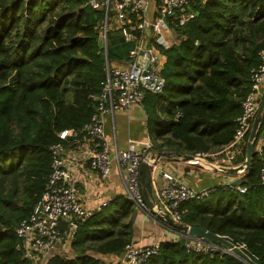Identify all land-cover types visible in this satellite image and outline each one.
<instances>
[{
	"label": "trees",
	"instance_id": "16d2710c",
	"mask_svg": "<svg viewBox=\"0 0 264 264\" xmlns=\"http://www.w3.org/2000/svg\"><path fill=\"white\" fill-rule=\"evenodd\" d=\"M192 9L194 18L174 26L176 43L161 48L163 91L147 92L143 106L158 150L211 154L232 141L250 71L261 62L264 0H195ZM104 19L90 0H0V264H34L17 248L14 229L45 190L51 146H73V137L60 133L81 130L95 110L107 64L128 59L132 42L114 25L103 46ZM245 146L233 165L244 161ZM263 167L264 144L241 182L215 185L208 196L186 202L183 223L232 238L264 264ZM138 210L129 197L95 210L68 237L71 254L47 263L111 264L133 242ZM182 242L161 241L143 264H246L219 249L187 251Z\"/></svg>",
	"mask_w": 264,
	"mask_h": 264
},
{
	"label": "built area",
	"instance_id": "2783aa9c",
	"mask_svg": "<svg viewBox=\"0 0 264 264\" xmlns=\"http://www.w3.org/2000/svg\"><path fill=\"white\" fill-rule=\"evenodd\" d=\"M156 1V16L149 21L146 0H105L103 3L90 0L93 7H99L100 4L107 6L100 34L103 46L107 43V30L114 25L126 41L132 42V47L128 52L127 61L107 64L105 78L99 93L94 97L95 110L89 121L79 131L66 129L60 133L61 138L73 137V147L86 152L79 163L86 173L94 171L99 177L105 178L111 170L112 162L116 161L123 168L128 197L146 212L139 186V167L142 161H152L150 154L137 151L132 146L112 151L105 135L104 121L109 113L141 105L147 92L163 91L165 80L160 70L165 55L161 48L166 49L171 45L168 34L173 32L174 26H182L196 15V11L192 9L195 0ZM260 58L258 67L250 71V90L241 101V113L235 120L236 128L232 141L222 150L211 154H195L186 162L201 166H204L203 162L217 166H234L232 162L246 143L252 120L264 96L263 93L262 97H259L264 85V50L261 51ZM263 144L264 123L255 151L260 152ZM51 152V172L45 190L29 215L14 229L20 241L17 248L34 264H43L53 256L55 246L64 237H71L78 226L93 214V211L85 208L80 201L75 182L68 178L62 146L53 144ZM208 157H213V161H209ZM161 175L165 182L154 192L158 205L153 213L162 220L163 215L168 214L183 223V205L191 199L204 198L214 190V186L195 189L180 176L167 171L161 172ZM260 178L264 183V167L260 171ZM237 189L240 192L245 191L243 187L237 186ZM108 202L109 199L103 200L99 209ZM61 221L66 224L65 228L60 226ZM180 234L185 237L182 244L187 251L206 255L214 249H219L228 253L224 246L220 248L210 240ZM159 247L160 241L147 244L132 242L126 246L123 257H119L116 263L143 264L149 257L158 254Z\"/></svg>",
	"mask_w": 264,
	"mask_h": 264
},
{
	"label": "crops",
	"instance_id": "0c3cea01",
	"mask_svg": "<svg viewBox=\"0 0 264 264\" xmlns=\"http://www.w3.org/2000/svg\"><path fill=\"white\" fill-rule=\"evenodd\" d=\"M100 3L105 0H98ZM146 11L149 21L156 16L157 1L146 0ZM169 42L173 44L176 39V32L168 34ZM264 93V85L259 97ZM148 114L141 105H134L127 110H119L109 113L105 117L104 130L112 151L126 149L132 146L137 151H145L151 157H156V171L158 176L154 179V192L158 189L165 180L161 172L167 171L183 178L190 186L195 189H200L218 184H229L237 175L227 173H217L212 170L202 169L197 165H192L185 160L177 157L176 153L168 150H158L155 143L159 142L155 135L147 126ZM155 136V138L153 137ZM149 145V146H148ZM159 152H169L172 155L163 154L159 156ZM86 152L77 150L68 144L62 146V155L65 158L64 167L68 178L73 180L78 189V197L85 208L93 212L99 209L100 203L109 199V203L119 201L122 198L128 197L127 188L124 181V171L120 165L113 161L111 170L105 178H101L94 171L86 173L79 163L83 160ZM159 156V157H158ZM153 160V159H151ZM107 204V205H108ZM66 224L61 221L60 226ZM66 227V226H65ZM133 242L149 243L151 241H165L168 239H179L183 241L185 237L169 224L162 222L155 213L147 210H138L133 218ZM68 238L64 237L59 242L53 251V255L68 256L71 254V249L68 244ZM116 260H112L111 264H117ZM43 264H48L45 261Z\"/></svg>",
	"mask_w": 264,
	"mask_h": 264
},
{
	"label": "water",
	"instance_id": "95a60500",
	"mask_svg": "<svg viewBox=\"0 0 264 264\" xmlns=\"http://www.w3.org/2000/svg\"><path fill=\"white\" fill-rule=\"evenodd\" d=\"M100 10H103L105 14L107 13V6H104L103 4H100L98 7ZM166 19L164 18V21ZM106 47V46H105ZM264 123V96L262 97L257 113L254 116L248 136L246 139V146H245V157L244 161L238 165L234 166H218L213 169L201 165H197L202 169H207V170H212L217 173H227L231 175H239L235 179H233L230 184H237L243 180V174L241 173H246L249 170L252 157L255 153V140H256V135L257 131L259 128L263 126ZM150 131H155L154 129H151ZM156 135V132H155ZM163 154H168L172 155V153L169 152H159V156ZM177 157H179L182 160H189L193 156L190 154L186 153H176L174 154ZM158 156V157H159ZM156 157H151L150 159H153L152 161H142L139 167V186H140V192L143 198V201L145 203V206L147 210L153 212L154 208L158 205V203L155 200L154 196V179L155 176H158V174L155 172L157 165L155 159ZM163 218L167 224H169L171 227L176 229L178 232L187 235V236H195V237H200L204 238L210 241H216L224 248H226L228 253L235 255L242 261H244L246 264H260L255 258H253L246 250L245 248L240 245L239 243L235 242L232 238L226 236V235H219L216 233H213L211 231H208L207 229L200 227V226H195V225H190L186 223H181L176 220H174L170 215L165 214L163 215ZM1 230V228H0ZM124 251L119 253V257H123Z\"/></svg>",
	"mask_w": 264,
	"mask_h": 264
},
{
	"label": "bare ground",
	"instance_id": "6f19581e",
	"mask_svg": "<svg viewBox=\"0 0 264 264\" xmlns=\"http://www.w3.org/2000/svg\"><path fill=\"white\" fill-rule=\"evenodd\" d=\"M202 164H203L205 167H209V168H211V169H213V168H215V167H218L217 165L208 164V163H206V162H203Z\"/></svg>",
	"mask_w": 264,
	"mask_h": 264
},
{
	"label": "rangeland",
	"instance_id": "374dc122",
	"mask_svg": "<svg viewBox=\"0 0 264 264\" xmlns=\"http://www.w3.org/2000/svg\"><path fill=\"white\" fill-rule=\"evenodd\" d=\"M153 133V135H155V131H151ZM155 138V136H153Z\"/></svg>",
	"mask_w": 264,
	"mask_h": 264
}]
</instances>
